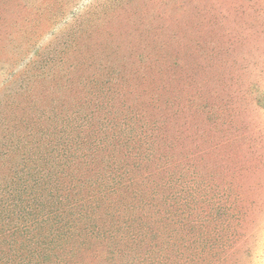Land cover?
Masks as SVG:
<instances>
[{"label":"rangeland","instance_id":"1","mask_svg":"<svg viewBox=\"0 0 264 264\" xmlns=\"http://www.w3.org/2000/svg\"><path fill=\"white\" fill-rule=\"evenodd\" d=\"M0 264H264V0H0Z\"/></svg>","mask_w":264,"mask_h":264}]
</instances>
